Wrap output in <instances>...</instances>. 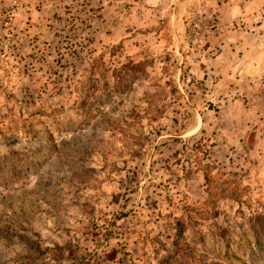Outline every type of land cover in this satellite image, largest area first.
Returning a JSON list of instances; mask_svg holds the SVG:
<instances>
[{"label": "rangeland", "instance_id": "374dc122", "mask_svg": "<svg viewBox=\"0 0 264 264\" xmlns=\"http://www.w3.org/2000/svg\"><path fill=\"white\" fill-rule=\"evenodd\" d=\"M257 230L264 0H0V264H264Z\"/></svg>", "mask_w": 264, "mask_h": 264}, {"label": "trees", "instance_id": "16d2710c", "mask_svg": "<svg viewBox=\"0 0 264 264\" xmlns=\"http://www.w3.org/2000/svg\"><path fill=\"white\" fill-rule=\"evenodd\" d=\"M224 230L226 232H228L227 229L224 228ZM244 238L245 242H246V247L250 248L251 242L248 238L242 237ZM264 236L261 234V232H259L257 230V232H255V235L253 237V243H254V247H257L259 250L261 249L260 247H262L263 243H264Z\"/></svg>", "mask_w": 264, "mask_h": 264}]
</instances>
